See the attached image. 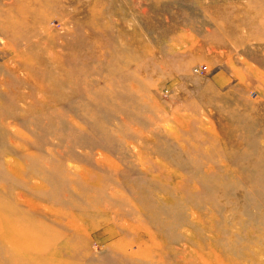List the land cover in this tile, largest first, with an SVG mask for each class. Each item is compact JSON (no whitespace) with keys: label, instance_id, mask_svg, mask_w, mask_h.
<instances>
[{"label":"rangeland","instance_id":"1","mask_svg":"<svg viewBox=\"0 0 264 264\" xmlns=\"http://www.w3.org/2000/svg\"><path fill=\"white\" fill-rule=\"evenodd\" d=\"M0 264H264V0H0Z\"/></svg>","mask_w":264,"mask_h":264},{"label":"bare ground","instance_id":"2","mask_svg":"<svg viewBox=\"0 0 264 264\" xmlns=\"http://www.w3.org/2000/svg\"><path fill=\"white\" fill-rule=\"evenodd\" d=\"M106 158V157H105ZM104 158V159H105ZM7 166V165H6ZM10 168V167H9ZM8 168V169H9ZM7 169V170H8ZM34 173H36L37 174V170H36V172H34ZM107 193V186L104 184L103 186H101V187H98L97 188V190H96V193H95V195H85V194H82L81 196V200H83V201H85V202H88V203H97L96 201H99V199L101 198V197H103V196H105V194ZM98 199V200H97ZM22 201V200H21ZM78 207L80 208V209H86L87 207H85L84 206V204H80V205H78Z\"/></svg>","mask_w":264,"mask_h":264}]
</instances>
